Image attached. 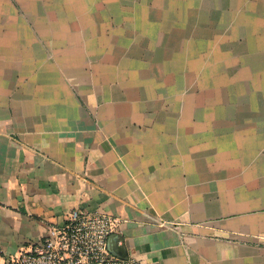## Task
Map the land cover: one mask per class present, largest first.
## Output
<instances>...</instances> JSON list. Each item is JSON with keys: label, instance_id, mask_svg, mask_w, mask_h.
Instances as JSON below:
<instances>
[{"label": "crops", "instance_id": "crops-1", "mask_svg": "<svg viewBox=\"0 0 264 264\" xmlns=\"http://www.w3.org/2000/svg\"><path fill=\"white\" fill-rule=\"evenodd\" d=\"M133 35L138 0H0V264L75 210L145 264H264V90L150 106Z\"/></svg>", "mask_w": 264, "mask_h": 264}, {"label": "rangeland", "instance_id": "rangeland-1", "mask_svg": "<svg viewBox=\"0 0 264 264\" xmlns=\"http://www.w3.org/2000/svg\"><path fill=\"white\" fill-rule=\"evenodd\" d=\"M132 40L150 106H240L264 90V0H138Z\"/></svg>", "mask_w": 264, "mask_h": 264}, {"label": "built area", "instance_id": "built-area-1", "mask_svg": "<svg viewBox=\"0 0 264 264\" xmlns=\"http://www.w3.org/2000/svg\"><path fill=\"white\" fill-rule=\"evenodd\" d=\"M122 222L118 215L75 210L65 222L51 227L42 242L30 244L10 264H145L109 250L108 239Z\"/></svg>", "mask_w": 264, "mask_h": 264}, {"label": "water", "instance_id": "water-1", "mask_svg": "<svg viewBox=\"0 0 264 264\" xmlns=\"http://www.w3.org/2000/svg\"><path fill=\"white\" fill-rule=\"evenodd\" d=\"M114 239L116 241H114ZM120 236L117 233L111 234L109 239H108V247L109 250L111 251V253H113L114 255L120 257V258H124L127 259L128 256H124L119 248L118 242H119ZM112 241L114 243H112Z\"/></svg>", "mask_w": 264, "mask_h": 264}]
</instances>
